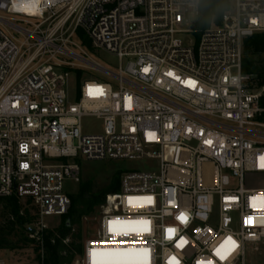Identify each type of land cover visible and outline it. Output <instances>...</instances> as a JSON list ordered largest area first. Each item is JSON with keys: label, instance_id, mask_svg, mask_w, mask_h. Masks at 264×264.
<instances>
[{"label": "built area", "instance_id": "2783aa9c", "mask_svg": "<svg viewBox=\"0 0 264 264\" xmlns=\"http://www.w3.org/2000/svg\"><path fill=\"white\" fill-rule=\"evenodd\" d=\"M200 2L0 0V199L32 201L34 234L69 211L64 180L81 181L80 157L157 161L160 174L121 173L73 264H93V250H148L124 264H246L247 243L264 250V188L245 182L264 175V83L243 72L264 0H231L219 25L197 31L188 17ZM75 35L126 64L115 73L91 61ZM85 116L103 131L85 134ZM113 220L147 224L121 235Z\"/></svg>", "mask_w": 264, "mask_h": 264}, {"label": "trees", "instance_id": "16d2710c", "mask_svg": "<svg viewBox=\"0 0 264 264\" xmlns=\"http://www.w3.org/2000/svg\"><path fill=\"white\" fill-rule=\"evenodd\" d=\"M231 6V0H201L199 14L193 22L197 31L204 30L215 23H221L222 15ZM264 34L259 33L244 40L243 72L256 76L257 84L264 83ZM82 75L77 71V78ZM120 175L117 171L110 184L94 190L82 186L76 195L70 196L71 207L57 227L46 228L36 235L31 232L38 219L36 207L30 199H21L16 195L0 199V250L17 248L13 237L21 230L30 236L22 238L24 243H33L39 264H73L76 256L82 252V224L85 217L101 206L106 195L115 193L120 187ZM23 200H26L23 203ZM30 206V207H29ZM32 209L36 212L32 214ZM35 229V228H34ZM68 241L66 242V240ZM17 243V242H16Z\"/></svg>", "mask_w": 264, "mask_h": 264}, {"label": "rangeland", "instance_id": "374dc122", "mask_svg": "<svg viewBox=\"0 0 264 264\" xmlns=\"http://www.w3.org/2000/svg\"><path fill=\"white\" fill-rule=\"evenodd\" d=\"M197 19L195 14H191L188 17L189 22H194ZM74 41L82 46L86 52L88 58L109 69L112 72L117 73L121 64L125 65L126 61H120L119 58L105 50L93 49L90 46L89 41L84 38L80 39L79 35L74 36ZM197 41V37L193 34L186 36L185 43L187 45H193ZM75 51L78 49L74 48ZM86 78L95 77L99 80H110L109 75H101L94 70H86L84 73ZM79 83L77 81L76 73L70 75L68 81L67 90L69 92L70 102H76L78 96ZM82 130L85 134L101 133L103 131V120L95 116H85L81 121ZM81 166V181L76 182L70 178L64 180V191L69 196L76 195L82 186H86L91 190L97 187H102L110 184L113 175L119 171L120 173L139 170L149 171L154 170L157 174H160L156 170L157 161L153 159L142 160H87L82 157L78 159ZM246 185L253 188H264V175H251L246 177ZM26 200H23L25 203ZM30 207V206H29ZM36 211L32 209V214ZM100 206L95 211L87 216L82 224V235L87 237L91 235L98 224V217L100 216ZM62 220L60 216H46L44 217V223L49 227H57ZM37 229V222L33 225ZM29 236L26 232H18L13 237V241L17 248L14 250L3 251L0 250V259L5 261L6 264H39L36 259V252L34 250L33 243H24L23 237ZM17 242V243H16ZM246 264H264V250L261 249L259 244L247 243L246 244Z\"/></svg>", "mask_w": 264, "mask_h": 264}, {"label": "snow or ice", "instance_id": "6c2138e0", "mask_svg": "<svg viewBox=\"0 0 264 264\" xmlns=\"http://www.w3.org/2000/svg\"><path fill=\"white\" fill-rule=\"evenodd\" d=\"M253 23H255V21ZM261 159L264 160V157H262ZM262 166H264V164H262ZM23 167H27V165H23ZM146 224H147L146 221L142 222V221L113 220V221H109V231L113 233L121 234V235H128L130 232L142 230L139 226L146 225ZM143 230H146V229H143ZM169 231L171 232L173 230L169 229ZM233 245H234V242H233ZM147 254H148V250H143V251H139V250L96 251V250H93L90 253V256L92 258L93 264H124V262L136 261V260L146 258ZM217 255H219L221 259L225 258L223 255H221L219 250L217 251Z\"/></svg>", "mask_w": 264, "mask_h": 264}, {"label": "water", "instance_id": "95a60500", "mask_svg": "<svg viewBox=\"0 0 264 264\" xmlns=\"http://www.w3.org/2000/svg\"><path fill=\"white\" fill-rule=\"evenodd\" d=\"M35 231H36V230H35L34 228H32V229H31V232H33V233H34Z\"/></svg>", "mask_w": 264, "mask_h": 264}]
</instances>
